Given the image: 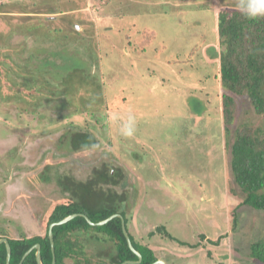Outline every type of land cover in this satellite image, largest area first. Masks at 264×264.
I'll return each instance as SVG.
<instances>
[{
	"label": "rangeland",
	"instance_id": "374dc122",
	"mask_svg": "<svg viewBox=\"0 0 264 264\" xmlns=\"http://www.w3.org/2000/svg\"><path fill=\"white\" fill-rule=\"evenodd\" d=\"M34 2L36 0H0V42L6 40L4 36L12 34V30L20 31V28L26 26L22 21L23 14L19 12L21 6H26V10L33 12L46 9L48 4L72 13L84 31L96 27L99 40L101 37L106 40L108 38L107 42L114 39L119 44L124 33H127L134 41L142 38L144 43L153 39L155 49L149 48L146 44L139 45L146 51L141 56L134 55L129 47H121V44L116 45V48L114 46V49H118V52L114 51L115 54L109 52L110 45L100 49L97 62L105 66V69L102 68L97 83L110 84L107 90L110 100L115 101L124 97L126 103L122 107L114 104L112 108L107 106L102 102L101 96L100 99L96 97L97 93L94 92L91 84L83 85L74 91L69 90V94L62 96L53 94L61 84L47 85L43 94H33L34 100L38 101V107L47 108L51 104V102L42 103L39 101L41 99L57 100L62 97L69 101L65 109L44 110L43 117L39 116L40 111V113H24V111L17 113L12 106V100L0 107V236L18 238L22 234L43 235L47 228L45 224L48 215L54 205L68 200V193L58 182L59 177L67 175L74 179L86 180L94 169L101 170L103 165L107 164L111 167H120L124 176L114 189L116 188L115 190L120 193L126 190L129 196L130 209H132L128 225L134 237L140 242H148L160 259L172 255L171 263L183 264L184 260L200 256V261L203 260L201 264H205L206 261L209 264H264V261L251 256V245L255 242L264 243V209L257 210L246 205L237 206L240 199L237 194L230 192L231 188L233 191L239 189L233 182L231 183L232 178L227 164L229 147L226 149L224 146V137L218 132L219 125L215 126L214 123L216 120L205 118V121L201 119L200 122H193L188 117L177 120V116L172 114L169 117L161 116L159 121L149 125L148 119L151 121L149 115L139 112L138 117H134L135 128L149 133L143 135L142 139L139 134L138 140L135 134L132 137L121 136L118 131L120 122L113 119L116 116L130 115V105L141 98L147 100L156 96L158 99L165 97L164 102L176 108V102L173 100L177 92L175 85H167L170 87L165 88L159 83L155 85L156 88H146L144 84L141 85L140 91L133 90L137 93L133 96L126 94L122 88L114 89L112 84L117 81L126 83L129 78L136 75L140 77L138 70L135 69L137 67L135 63L144 62L145 57L159 60L161 63L173 53L175 58L179 54L180 58L184 57V50L177 52V49L183 42L187 48L189 41L191 43V37L189 32L181 30L180 25L189 24L188 20L199 16L209 20L211 11L206 8L212 0H62L58 2L39 0L37 4ZM199 7L201 11L195 9ZM161 10H166V14L164 15ZM137 12L139 16L130 15ZM155 13L158 15L156 16ZM164 17H169L175 23L168 25ZM59 18V16L55 17L58 23H61ZM133 24L136 26L140 24L141 31H137ZM79 26H77L78 31H82ZM123 26L129 29L128 32ZM110 29L111 31H107ZM175 29L177 38H183L180 39L181 43L178 46L174 36ZM197 29L199 27L191 29V32H194L193 36ZM13 36L16 40H20L17 35ZM24 42L27 41L23 40ZM13 52L14 49L11 47L3 46L0 49V88L3 91L10 90L11 86L3 64L7 63L12 67L13 69H9L12 73L15 70L20 71V68L9 58ZM120 52H126L127 59L131 58L130 62L134 65L116 56L120 55ZM108 54L110 59L107 58ZM139 56L144 58L139 59ZM116 65H120L121 73L114 71ZM24 71L25 75H28L27 67ZM144 72L148 73V71ZM116 73L118 78L115 80ZM168 75L167 72H159V70L157 72L160 78H168ZM185 76L188 75L171 74L169 77L177 80L179 84L182 82L183 88L180 90L202 86L198 81ZM210 84L203 83V90H212ZM92 95H95V99L89 103L91 105L89 110H73L77 106L85 105L83 99ZM234 99L236 107L234 122L231 124L232 130L237 122L243 120L245 110L247 108L252 110L246 98L234 95ZM117 107L123 109L119 110ZM178 107H180L179 103ZM261 117L264 116L259 117L252 111L250 124L264 123ZM73 131L92 134L96 139L95 146L90 149L72 150L68 138ZM184 131L188 133L185 134ZM152 134L158 136L157 140L161 138V141H155ZM165 134L167 137L164 138ZM233 137L231 133L230 139L228 138L229 146ZM164 141L174 147L165 146L162 149ZM194 171H202V177H198ZM209 178L211 180H208ZM162 223L169 227L170 233L178 240L192 244L195 241L199 243L198 247L181 245L161 234H156L154 238L148 237V231L155 230L156 226ZM208 229L212 231L216 229L215 235L222 234L217 245H210L207 241L210 233ZM201 233L205 235L202 240L199 237ZM215 235L212 234L213 237ZM83 250L84 254L74 259L70 256L66 257L62 264L76 262L109 264V258L104 256L105 250L99 252L100 255L99 253L96 255L92 247L87 249L86 246ZM84 258L89 259V262L85 263ZM195 264H199L197 258Z\"/></svg>",
	"mask_w": 264,
	"mask_h": 264
},
{
	"label": "trees",
	"instance_id": "16d2710c",
	"mask_svg": "<svg viewBox=\"0 0 264 264\" xmlns=\"http://www.w3.org/2000/svg\"><path fill=\"white\" fill-rule=\"evenodd\" d=\"M38 1L36 0L34 3L37 4ZM237 3L238 0H212L206 8L211 11L209 20H206L205 17L199 18V16L196 19L188 20L189 24H186L187 26L180 25L181 30L186 31V33L189 32L191 37V43L189 41L187 48L184 42L180 44V39L183 38H177L175 29L176 44L177 46L180 44L177 52L184 50V57L180 58L179 54L175 58L173 53L166 59L168 61L166 62L165 60L164 63L150 57H143L145 59L144 62L135 63V66H137L135 69L138 70L140 77L136 75L133 78H129L126 83L117 81L112 84V87L116 90L122 88L126 91V94L134 96L135 92L133 90L140 91L141 85L144 86V84L146 88H153L159 83L164 85L165 88L175 85L177 92L173 100L176 102V108L164 102L165 97L158 99L156 96L158 94H156V98L147 100L141 98V100L132 102L131 107H129L130 115L138 117L137 113L144 112L153 121L150 123L151 121L148 119L149 125H152L157 120L159 121L161 116L169 117L172 114L177 116V120L181 117H188L193 122H200L201 119L205 121V118L216 120L214 123L215 126L219 125L220 130L218 132L224 137V146L226 149L229 147L227 164L232 178L231 183L233 182L239 189V191H233V188L230 187L232 189H230V192L238 195L240 202L237 206L246 205L250 208L261 210L264 209V123L252 125L249 121L252 111L259 117L264 116V18H246L237 7ZM61 4H64V2H61ZM57 8L47 4V8L43 9L45 11L29 12L26 10V6L20 7L21 10L19 9V12L23 14L22 21H24L26 26L24 25L20 28V31L12 30V34L4 36L6 40L0 42V49L3 46L14 49L13 55L9 56V58H11L14 65L20 68L19 72L15 70L12 73L9 70L12 67L8 66L7 63H2L5 71H7L5 74L8 75L7 79L10 81L11 86L9 85L10 90L6 91L0 88V107L2 105L5 106L12 100V106L17 113H23V111L24 113L41 112L40 117L44 116L43 111L48 110V108L65 109L68 107V100L62 99V97L57 100H39L42 103L48 102L47 104L51 102L47 108L38 107V101L36 102L33 97L35 93L43 94L47 85L60 84L61 86L53 91V94L57 96L69 94V90L74 91L83 85L91 84L94 87V92L97 93L96 97L100 99L101 96L102 102H105L107 106L110 108L113 107V104L124 106L123 104L126 103L124 97L115 101L110 100L109 91H107L109 83H97L99 75L102 73V68L105 69V66L99 65L97 62L100 57V49L110 45L111 47L108 50L114 53V51L118 52V49H114V46L116 48V45L119 46L121 44V47H129L130 51L135 53L134 55L139 54L141 56L146 51L144 47L140 48L139 45L142 46L143 44L144 46L146 44L154 50V40L144 41L143 43L141 38V40L137 39L134 41L131 35L127 33H124L123 39L119 41V44L114 39L111 42H107L108 38L106 40L101 37V40H99L96 27L95 29L91 28L84 31L79 26V21L74 19L72 13H67V11ZM195 9H198L197 11L202 10L200 7ZM162 12L164 15L166 14V10ZM130 15L132 17L139 16V12L131 13ZM155 15L157 16L158 14L155 13ZM42 16H45V18H41ZM57 16L60 17L61 23H58V20L55 19ZM164 19L168 25L175 23L169 17H164ZM76 25L82 31H78ZM197 27L199 29L193 36L194 32L192 33L191 29ZM124 28L128 32L129 29L127 27ZM135 28L137 31H141L140 24L139 26L135 25ZM107 31H111V29ZM14 34L20 40H16L15 36H13ZM168 34H170L169 31ZM88 35L90 36L87 37ZM23 40L27 42L23 43ZM131 40L133 43H131ZM116 56L120 59L122 58L126 63L131 61V58L127 59L126 52H120V55ZM140 56L139 59H143ZM107 58L110 59L109 54ZM130 64L133 63L130 62ZM25 67H27L28 75H25ZM158 70L159 72L169 73L168 78L158 77ZM114 71L121 73L120 65H116ZM144 71H148V73ZM129 72L131 73V70ZM171 74H187L188 76H185V78L190 77L198 81L202 86H199L200 89L195 88L196 90L194 88V90H180L183 88L182 82L179 84L177 80H172L169 77ZM117 75L116 73L115 80L118 78ZM203 83H211L212 90H203ZM167 85L170 86L167 87ZM105 91L107 92L105 93ZM135 94L137 95V93ZM234 95L246 98L250 106H252V110L247 108L243 120L237 122V125L232 130L231 124L234 122L236 107ZM94 97L95 95H92L83 99L86 104L77 106L73 110H89L91 108L89 103L93 102ZM169 98L171 99L172 97ZM178 103L180 107H178ZM117 108L119 110L123 109ZM262 122H264V117ZM136 130L134 134L138 140L139 134L140 139H142L143 135L149 133L141 131V129ZM177 132L179 133V131ZM184 132L185 134L188 133L187 131ZM231 133H233L234 137L229 146V135ZM152 136L155 141H161V138L157 140V135L152 134ZM165 137H167L166 134ZM68 139L72 150L90 149L96 143L93 135L85 131H73ZM165 146L174 147V145H167L166 141H164L163 146H161L162 149ZM110 168L114 169L111 175L109 174ZM194 173L198 177H202V171H194ZM122 176L120 167H111L104 164L101 170L94 169L86 180L74 179L67 175L59 177L60 180L58 182L68 193V200L54 205L45 224V227H47L45 228V233L33 236L22 234L18 238L0 236V238L5 237L10 245L9 264H18L23 254L36 243L40 244L42 264H52V251L48 237L49 225L73 213L78 215L65 223L52 227L54 264H62L66 257L70 256L74 259V257L84 254L83 249L88 244L87 240L92 239L108 248L107 256L112 263L120 264L124 260H137V256L128 247L123 234L122 219L133 246L142 256L141 261L135 264H150L157 260L158 255L148 242L136 240L132 230L128 228L132 209H130L129 196L126 190L120 193L115 190L116 188L114 189L116 185H119ZM208 180H211V178ZM124 184L125 182H123ZM112 214H119L120 216H114L100 225L90 224L84 217L86 215L92 222H98ZM42 223L44 227V221ZM207 231L210 232L207 241L210 245H217L222 234L215 235L217 233L216 229L214 231L208 229ZM213 233L214 237L212 236ZM156 234H161L168 239L177 241L179 244H186L172 236L166 224L162 223L157 225L155 230L148 231V237L150 238H154ZM199 237L202 240L205 235L201 233ZM198 245L199 243H195L188 246L193 248ZM251 252L254 257L264 261V243H253ZM84 259L85 263L89 262V259ZM0 264H6L4 243H0ZM21 264H37L35 249L25 256ZM75 264H78V262Z\"/></svg>",
	"mask_w": 264,
	"mask_h": 264
},
{
	"label": "water",
	"instance_id": "95a60500",
	"mask_svg": "<svg viewBox=\"0 0 264 264\" xmlns=\"http://www.w3.org/2000/svg\"><path fill=\"white\" fill-rule=\"evenodd\" d=\"M77 26V25H76ZM78 215L77 213H73V214H70V215H67L65 216L64 218H62L61 220L57 221V222H53L49 225V228H48V237H49V241H50V246H51V251H52V264L55 263V256H54V241H53V234H52V227L54 225H57V224H62V223H65L67 222L68 220H70L71 218H73L74 216ZM114 216H120L119 214H112L111 216L107 217L106 219H103V220H100L98 222H92L86 215H84L85 219L90 223V224H97V225H100V224H103L105 222H107L108 220H110L111 218H113ZM121 227H122V231H123V234L126 238V241H127V244L129 245L130 249L136 254V256L138 257L139 261L141 259V254L134 249V247L132 246L131 244V240L129 238V234L126 230V227H125V224H124V221L123 219L121 220ZM0 243H4L5 244V248H6V264H9V259H10V245L7 241L6 238H0ZM33 249H35V256H36V261H37V264H42V261H41V256H40V244L36 243L34 244L33 246H31L22 256L20 262L18 264H21L22 260L25 258V256L30 252L32 251ZM127 262H133V261H127ZM157 262L161 263V264H164L162 260H156L155 262L151 263V264H156Z\"/></svg>",
	"mask_w": 264,
	"mask_h": 264
},
{
	"label": "clouds",
	"instance_id": "9594fccd",
	"mask_svg": "<svg viewBox=\"0 0 264 264\" xmlns=\"http://www.w3.org/2000/svg\"><path fill=\"white\" fill-rule=\"evenodd\" d=\"M237 7L242 14L248 19L264 18V0H238ZM119 121L118 131L123 137H132L135 133V118L132 115L127 117L116 116L113 118ZM114 172L113 168L109 169V174Z\"/></svg>",
	"mask_w": 264,
	"mask_h": 264
},
{
	"label": "crops",
	"instance_id": "0c3cea01",
	"mask_svg": "<svg viewBox=\"0 0 264 264\" xmlns=\"http://www.w3.org/2000/svg\"><path fill=\"white\" fill-rule=\"evenodd\" d=\"M41 226H42V224H40ZM128 228H130L129 226H128ZM169 228V227H168ZM170 232V231H169ZM133 235H134V233H132ZM171 234V233H170ZM172 236H174V234H171ZM179 236V235H178ZM175 237V236H174ZM130 238V237H129ZM176 238V237H175ZM88 242V244H87V249H89V248H94V253L97 255L99 252H101V251H104L105 250V254H104V256L106 257L108 254V248L106 247V246H103L102 244H100L99 242H97L96 240L94 241L93 239L92 240H87ZM183 241V240H182ZM197 241V240H196ZM183 242H185L186 244H184L185 246H188V245H190V244H192V242L191 243H189V242H187V241H183ZM197 243V242H196ZM39 244V243H38ZM131 244H132V241H131ZM193 244H195V241H194V243ZM181 245H183V244H181ZM132 246H133V244H132ZM128 247H129V245H128ZM134 247V246H133ZM189 247V246H188ZM198 247V246H197ZM130 248V247H129ZM193 248H196V247H193ZM134 249H135V247H134ZM153 249V248H152ZM131 250V249H130ZM135 250H137V249H135ZM36 251V250H35ZM132 251V250H131ZM138 251V250H137ZM197 251V249L195 250V252ZM133 252V251H132ZM139 252V251H138ZM194 252V253H195ZM134 253V252H133ZM140 253V252H139ZM101 253H99L98 255H100ZM135 254V253H134ZM136 255V254H135ZM40 256H41V254H40ZM195 256H196V254H195ZM251 256H252V252H251ZM108 257V256H107ZM158 257V256H157ZM141 258H142V256H141ZM195 258H197L198 260H199V264H201V262L203 261L202 259H201V261H200V256L199 257H192V258H190V260L188 259V260H184V263L183 264H195ZM35 259H36V256H35ZM171 259H172V255L171 256H168L167 258H162V259H160V257H158V259L157 260H162L163 261V263L164 264H173V263H171ZM259 260V259H258ZM42 261V260H41ZM109 261H110V259H109ZM108 261V263L109 264H115V263H112V262H109ZM127 261H133V262H127ZM140 261H141V259H140ZM139 261V259H138V257H137V260H132V259H130V260H124L123 262H121L120 264H135V263H139L140 262ZM156 261V260H155ZM154 261V262H155ZM261 261V260H260ZM194 262V263H193ZM196 262H198V261H196ZM36 263H37V261H36ZM153 263V262H152ZM151 264V263H150ZM156 264H161V263H159V262H157ZM177 264V263H176ZM205 264H209L208 263V261H206V263Z\"/></svg>",
	"mask_w": 264,
	"mask_h": 264
}]
</instances>
